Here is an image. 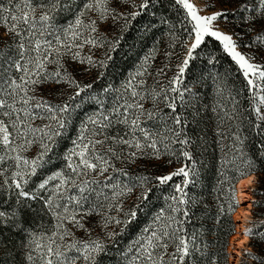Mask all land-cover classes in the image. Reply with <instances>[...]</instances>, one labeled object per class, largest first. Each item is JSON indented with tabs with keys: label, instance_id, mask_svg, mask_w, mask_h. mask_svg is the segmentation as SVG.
Returning a JSON list of instances; mask_svg holds the SVG:
<instances>
[{
	"label": "snow or ice",
	"instance_id": "1",
	"mask_svg": "<svg viewBox=\"0 0 264 264\" xmlns=\"http://www.w3.org/2000/svg\"><path fill=\"white\" fill-rule=\"evenodd\" d=\"M220 2L231 3L232 0ZM175 3L186 10L185 21L190 27L185 26L184 30L191 42L183 45L185 54L175 66L176 73L168 85H162L159 90L152 88L149 91L147 88L144 77L150 74L149 61L155 59L157 51L154 47L137 71L124 82L122 90L112 87L103 89L106 94H113L110 106L96 96L90 97L98 105L97 110L82 121L79 134L73 140V148L64 156V168L48 175L35 191L29 192L25 190V185L38 169L51 163L49 153L55 148L56 138L63 135L70 123L75 100L93 87L92 84L81 85L75 80L63 68L62 57L71 55L72 60L79 59L83 63L86 59L89 65L106 67V61L112 59L111 55L106 56L105 60L95 61L92 55L81 56L79 50L86 45H101L108 52L115 51L119 38L105 42L103 35H95L101 24L114 28L119 21H123V33L154 5L152 0H141L139 4L135 0H82V6L74 0H7L8 7H5L0 0V24L6 32L4 47L0 48V151L4 152V155H0V164L12 161L15 168L11 173V182L5 179L0 187L7 185L9 194L16 197V204L10 210H0V230L9 229L28 235L25 244L28 264H36L37 256L41 264H80L81 261L83 264H101L100 257L107 255L109 247L105 240L115 243L116 238L136 221L152 191L147 186L149 177L121 180L119 177H128L129 174L123 168L116 167L115 161H134L149 154L159 158L163 154H171L172 145L176 144L181 146L180 154L190 159L189 152L183 146L191 141L185 133L181 114L176 111L177 99L184 107L191 103L192 90L187 87L181 90L180 86L198 56L197 50L210 39L222 46V51L230 57L246 81L257 121L254 127L259 129L260 124L264 123V63L252 62L259 53L264 52V0H239L231 10L220 9L207 15L199 14L190 0H175ZM113 5L134 10L120 12ZM210 6V0H206L205 7ZM73 8L79 9L73 20L59 27L54 22L56 15ZM237 17V27L242 29L240 32L229 34L217 26L221 21L225 26L235 23ZM152 27L154 24L146 22V31ZM249 33L253 34L251 39L242 44L244 36ZM170 47H175V40ZM241 47L250 48L251 51L242 53L239 50ZM172 55L166 52L165 58L170 60ZM49 65H55L56 70L49 71ZM168 68L169 65L165 64L158 69L157 76H162ZM156 82L159 83L158 80ZM49 83H67L74 86L76 91L63 104L54 106L42 94L37 95L38 88ZM185 93L189 94V100L184 99ZM161 97L165 107L170 109L168 113L158 107ZM146 100H151V108H145ZM75 107H79V104H75ZM237 112L235 104L231 111L225 109L221 122L234 121ZM37 120H47L48 123L39 126L35 124ZM117 126H123V134H110V130ZM220 135L223 137L227 133L221 132ZM232 137L236 142L232 148L243 155L244 140L239 131L232 133ZM37 144L40 150L35 157L23 155ZM236 144L241 147L237 148ZM125 148L128 150L127 156L124 155ZM261 149L264 155V145H261ZM225 163L229 161L225 160ZM253 167L251 161H245L236 165L234 176L225 175L231 193L229 212L236 203L232 181L245 176ZM7 171L0 167V175L6 176ZM194 174L195 169L182 166L170 174L155 177L159 185L167 184L178 175H183L184 179L182 185H174L175 193L166 198V201H170L167 208L160 209L152 224L145 227L135 242L121 254L123 264H185L189 258L194 260L197 251L195 237H187L183 229L184 221L176 215L182 213L188 217V210L183 207L189 203L185 189ZM247 183H251V180ZM137 188L140 192L134 204L125 211L124 201ZM40 190H47L50 194L47 198L39 197ZM37 199L43 200L41 211H47L55 220L51 232L43 233L40 237L29 233L24 227L26 214L35 211L29 201ZM112 209L122 213L123 219L119 215L112 216ZM92 214L102 217L104 239L93 238L91 229L85 227V219ZM69 224L83 229L88 239L77 238L67 226ZM109 226H113L114 230L108 231ZM244 235H254V230L246 228ZM260 238L264 239V234H260ZM0 246V251L7 247L2 235ZM170 246L172 252L168 251ZM245 254L253 255L251 252Z\"/></svg>",
	"mask_w": 264,
	"mask_h": 264
},
{
	"label": "trees",
	"instance_id": "2",
	"mask_svg": "<svg viewBox=\"0 0 264 264\" xmlns=\"http://www.w3.org/2000/svg\"><path fill=\"white\" fill-rule=\"evenodd\" d=\"M2 2L5 7H8L7 0H2ZM74 2L80 4V0H74ZM135 2L139 4L141 0H135ZM152 4L154 7L150 6L146 14L134 20L128 31L122 33L123 21H119L114 28H110L114 34L113 39L120 38V45L113 52L112 59L106 61V67L102 68L95 64L94 73L91 74L90 79H87V81L89 80L87 84H92L93 87L75 100L70 123L64 129L63 135L56 138L55 148L52 153H49L51 163L38 169L37 174L25 185L26 191H35L37 185L46 179L48 175L64 168L66 164L64 156L66 149L73 141L72 136H74L84 116H89L97 110L98 105L90 99L91 96H96L110 106L113 94H106L103 89L112 87L113 89L122 90L124 82L137 71L145 56L154 47L157 50L162 45L166 48V44L170 46L175 40L178 56H180V60L182 59L185 52L183 45L190 39L184 30L185 26L190 27L186 25L185 21L186 10L181 5L176 4L175 0H152ZM113 6L121 7L122 12L134 10L127 6ZM77 9L62 11L63 16L56 17L62 19L65 16L73 15ZM229 19L231 20L232 17H229ZM146 22L154 24L150 31L145 30ZM238 23L239 17L236 18L235 23L230 24L232 32L242 31L240 27H237ZM0 28L4 29L5 27L0 24ZM252 35V33H249L244 36L241 43H247ZM241 49L251 51L250 48L241 47ZM197 51L198 56L187 72L184 83L180 86L181 90L184 87L192 90L191 103L184 107L177 99L178 106L176 109L177 113L181 114L185 133L191 141L188 145L183 146L184 150L189 152L190 159L184 158L180 154L181 146L176 144L172 145L171 154H163L159 158L149 154L138 157L134 161H115L116 166L119 165L118 163L126 166L124 170L128 172L129 176H122L123 181H128L130 177H149L147 186L152 191L148 201L142 205L136 221L116 238L115 243L105 240L109 247L107 255L100 257L101 264H123L121 254L125 253L126 249L135 242L145 227L152 224L156 213L162 208H167L170 201H166V198L175 193L174 185H182L184 179L183 175H178L173 177L167 184L159 185L155 177L170 174L182 166L189 170L195 169V174L190 177L191 183L185 189L189 203L183 207L187 208L188 217H184L182 213L176 214L184 221L183 229L187 233V237L189 239L195 237L197 247L194 260L189 258L185 264H229L228 246L230 238L235 233L236 227L233 216L239 207V203L235 191L236 203L231 212L228 211L231 193L230 184L229 181L225 180V175L234 176L236 165H241L245 161H251L254 166L246 175L253 174L256 177L255 187L252 188L255 199L253 200L251 214L257 222L252 227L254 235L248 236V246L252 248L250 252L253 254L250 257H258V259L253 258L255 261L253 264H264V239L260 238V234H264V155L261 154V145H264V123L260 124L259 129L254 127L257 121L252 111V97L245 86L246 81L238 71V67L222 51V46L214 39H210L207 44ZM258 58L264 62V52L259 53ZM158 60L159 58H156L155 55V59L149 61L150 74L144 79L146 84L147 81H151L157 85L156 81L158 80L164 86H167L168 81L175 75L176 68L173 72L166 69L165 73L158 77L157 70L162 68L157 65L160 64ZM74 72L77 71L74 70ZM101 73L103 75H100ZM127 73H130V76H127ZM78 82L81 85L86 84L82 75ZM155 84L151 88L159 90ZM72 89H74L70 94L72 95L76 91L74 86L64 91H71ZM169 95L176 94L169 93ZM69 96L57 99L58 102L54 103L59 105L68 100ZM189 98V94L185 93L184 99L189 100ZM75 104H79V107H75ZM234 104L238 109L236 119L234 121L224 120L222 123L221 118L224 115V110L231 111ZM144 105L151 108L152 102L149 105L148 102H144ZM158 107L163 109L164 113L170 111L165 107L163 97L160 98ZM262 109H264V106H262ZM4 119L6 120V118ZM229 128L231 131H229ZM9 129L11 131L10 126ZM123 131V126H117L110 130V134L115 135L117 132L123 134ZM237 131L244 140L242 145L243 155L232 148V145L236 143L233 140L232 133ZM221 132H226L227 135L222 137ZM236 147L240 148L241 146L236 144ZM161 151H164L162 146ZM127 153L128 150L125 148L124 155L127 156ZM233 157H236V159L233 160ZM225 160L229 163H225ZM169 161L171 162L169 163ZM6 169H8V179L4 175L2 177L10 183L11 173L15 168L14 166H7ZM246 175L232 181L234 189L235 183L248 177ZM139 192V188L135 189L133 194L124 201L125 211L134 204ZM49 194L50 192L47 190H40L38 193L39 197L42 198H47ZM29 203L35 211L26 214L24 227L29 233H35V235L51 231L55 220L47 211H41L44 207L43 200L37 199L29 201ZM15 204L16 197L9 194L7 185L0 187V210L8 211ZM121 219H123V214ZM107 230L113 231L114 227L109 226ZM115 230L119 231L118 228ZM94 231L105 234L103 226L96 228ZM0 235L7 244L6 248H2L0 264H25V244L29 238L28 235L25 232H14L9 229L0 230ZM104 238L105 235L102 239ZM168 251L172 252L173 248L170 246ZM36 264H41L38 256ZM80 264H83V262Z\"/></svg>",
	"mask_w": 264,
	"mask_h": 264
},
{
	"label": "rangeland",
	"instance_id": "3",
	"mask_svg": "<svg viewBox=\"0 0 264 264\" xmlns=\"http://www.w3.org/2000/svg\"><path fill=\"white\" fill-rule=\"evenodd\" d=\"M190 2L193 3L194 6L197 7L199 14L207 15V14H210V13L215 12V11L220 10V9L231 10L234 7H236V4L239 2V0H232L231 3H221L220 0H210L211 5H212L210 7H205L206 0H190ZM80 6H82V0H80ZM78 10L79 9H77L76 11H78ZM118 10L120 12H122V8L121 7H119ZM37 14H39V13H37ZM74 15H75V13L73 15H70V16H65L62 19H60V17H55V21L54 22L59 27H63V26L67 25L69 22H71L73 20ZM89 15H92V14L90 13ZM56 16H63V13L60 12ZM85 19H87V17H85ZM109 23H111V21H109ZM217 26L221 30L225 31L226 33H229V34L232 33L230 25L225 26V24L222 21L219 22L217 24ZM95 35L96 36L103 35L106 38L105 42L113 40V36H114V34L112 33L111 29L105 24H101L100 29L98 30V32ZM5 37H6L5 28L4 29L0 28V48L4 47L3 38H5ZM119 40H120V38H119ZM190 42L191 41L189 39L187 42H185V44L190 43ZM119 45H120V43L117 46H119ZM181 50H182V47H181ZM239 50L242 53L250 52V50H248V49L247 50H242L241 48H239ZM79 51L81 53V56H84V57H87L88 55H92L95 61H101L102 59H106V56H108V55L112 56V54L114 52V51L108 52L107 48L105 46H101V45H97L96 47H93L91 45H86L83 49H81ZM166 52L173 53V55H172L170 60L165 58V53ZM184 54H185V52H184ZM155 55H156V58L157 57L159 58L158 61L160 62V64H157V65H160L161 67H163L165 64H168L169 65L168 70L171 71V72H173L174 68H176L175 66L180 61V56H178V50H177L176 42H175V47L167 46V44H166V48L163 45L160 46L159 49L155 52ZM258 56H259V54H258ZM258 56L252 62L264 63V62H262L261 59L258 58ZM61 64L63 65V68L75 80L79 81V79H80V77L82 75L83 78H84V83H86V84L89 83L88 82L89 80L87 81V79L91 78V74H93L94 70H95V68H94L95 64L94 65H89L87 63L86 59L84 60L83 63L79 59L72 60L71 55H66V56L62 57ZM48 69H49V71H55L56 70V66L55 65H49ZM74 70H76L77 72H74ZM129 74L130 73H127V76H130ZM153 84H155V83H152L151 81H147L146 85H147V88H148L149 91H151V89H152L151 87H152ZM162 85L164 86V84L162 82H159L156 86H157V88L160 89V87ZM70 87L71 86L69 84H67V83H61L59 85H55V84L49 83L48 85H45V86H42V87L38 88L37 95H41L42 94L43 97L50 102V104L56 105L55 103L58 102L57 99H62L63 97H67V96H69L72 93V91L74 89H72L71 91H64V90H69ZM51 97H55V98H51ZM145 102H148V105H149V103H151V100H146ZM61 104H63V103H61ZM61 104H59V105H61ZM145 108H147V107L145 106ZM148 108H149V106H148ZM262 111H264V109H262ZM87 117L88 116L85 115L84 119H82V121H85L87 119ZM82 121L80 122V124L78 126V129L75 132L74 136H72V140H74L77 137V135L79 134V129H80V125H81ZM46 123H48L47 120H44V121L37 120V121H35V124L39 125V126H43V124H46ZM9 131H10V129H9ZM38 148H39L38 144L37 145H33L26 152H24L23 155H25L28 158H33L39 152ZM70 148L71 149L73 148V141L70 143V146L66 149V152H68L70 150ZM0 155H4V152L0 151ZM118 164L119 165L116 166L118 168H123L124 169L126 167V166H123V164H121V163H118ZM10 165L14 166V163H12V161H5V162H2V164H0V167L7 168V166H10ZM7 175H9V174L7 173ZM2 176L3 175H0V185L3 184V182L5 180ZM119 178L122 180L121 177H119ZM7 179H8V176H7ZM255 181H256V177H255L254 181L252 182V184L246 186V190L248 191V198L246 199V201L243 204H240V202L238 201V203H239V207L238 208H240V207L243 208V209L247 208V210H248V213L245 215V217H241V219H240L241 225H243L244 230L246 228L254 227L255 223L257 222L256 219H254L252 217V214H251L252 208H253V200L255 199V196H254V194L252 192V188L255 187ZM124 206H125V202H124ZM110 214L112 216H118L119 215L120 218L122 216V213H118L115 209H112ZM84 223H85V227L86 228L91 229V236L93 238H95V237L103 238V235H105V234H101V232L94 231L96 228H100L101 226H103V220H102V217L100 215L92 214V215L88 216L85 219ZM237 224H238V222L235 221V227H236ZM67 226L72 229V231L74 232V234H75V236L77 238H79V239H88V235L83 229L74 228L71 224H69ZM50 232L51 231H49L48 233H50ZM41 234H43V233H39L36 236L39 235L38 237H40ZM235 235H236V228H235V233L230 238L229 246H228V254H229L228 262H229V264H253L255 262L253 260V258H251L249 255L245 254L246 252L252 251V248L250 246H248V241L239 248L240 255L234 256V253L232 251H230L231 241H232V238L235 237ZM236 239L238 240L239 238H236ZM1 254H2V251H0V256H1ZM24 256H25L24 262L26 264L27 263L26 253H25Z\"/></svg>",
	"mask_w": 264,
	"mask_h": 264
},
{
	"label": "bare ground",
	"instance_id": "4",
	"mask_svg": "<svg viewBox=\"0 0 264 264\" xmlns=\"http://www.w3.org/2000/svg\"><path fill=\"white\" fill-rule=\"evenodd\" d=\"M254 179H255V175L252 174L246 178L241 179L239 182H237L236 193H237V198L240 204H243L248 198V191L246 190V186L252 184ZM248 180H251V183H247ZM247 213H248L247 208L243 209L240 207L234 214V220L238 222V224L236 225V235L234 238H232L231 246H230V251L234 253V256L240 255L239 248L249 240L248 236L246 237L244 235V227L243 225H241V222H240L241 217H245ZM236 238H239V239L237 240Z\"/></svg>",
	"mask_w": 264,
	"mask_h": 264
},
{
	"label": "water",
	"instance_id": "5",
	"mask_svg": "<svg viewBox=\"0 0 264 264\" xmlns=\"http://www.w3.org/2000/svg\"><path fill=\"white\" fill-rule=\"evenodd\" d=\"M249 175V174H248ZM246 175V176H248ZM245 177V176H244ZM243 178V177H242ZM238 182V181H237ZM237 182L235 183V191L237 190Z\"/></svg>",
	"mask_w": 264,
	"mask_h": 264
}]
</instances>
